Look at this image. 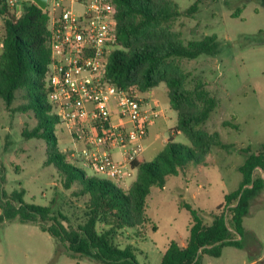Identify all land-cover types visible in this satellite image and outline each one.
Instances as JSON below:
<instances>
[{"label":"trees","instance_id":"obj_1","mask_svg":"<svg viewBox=\"0 0 264 264\" xmlns=\"http://www.w3.org/2000/svg\"><path fill=\"white\" fill-rule=\"evenodd\" d=\"M264 6V0L261 1ZM116 39L122 46L108 56L106 75L119 89L136 87L141 93L165 85L170 107L177 114V124L171 130L183 134L189 146L169 139L156 154L154 161L140 157L131 164L136 176L130 186L122 190L110 181L88 175L67 161V151L60 150L53 125H59L48 100L47 73L51 62L49 50V16L34 4L26 2L17 17L5 5L0 7L3 49L0 54V100L10 108L18 93L24 103L15 108L32 112L37 123L27 139L45 141L48 163L62 175L63 187L74 183L79 188L74 195L86 197L87 220L76 228L64 225L61 213L52 214L47 206L26 202L24 192L4 191L0 196V223L18 219L21 223H36L62 244L72 258H86L97 264H139L135 248L114 244L118 231L144 227L149 221L146 200L151 188L163 189L168 177H176L188 166L202 164L214 148L228 149L232 144L221 140L215 131L208 133L201 126L217 107V101L197 84L194 90L185 88L187 75L175 63L178 59L193 60L201 55L214 56L218 44L215 36L183 44L170 32L173 22L190 10L181 12L169 0H114ZM224 126L236 129L229 122ZM244 160L237 167L242 180L235 191L226 194L219 213L210 214L208 222L203 212L181 203L190 214L188 238L184 247L171 241L159 264H202L203 256L219 258L225 247L245 248L243 219L251 200L264 188V144L255 153L242 150ZM103 223L107 229L97 230ZM156 231V227H152ZM254 242H259L252 238ZM248 256L259 257L248 250Z\"/></svg>","mask_w":264,"mask_h":264},{"label":"rangeland","instance_id":"obj_2","mask_svg":"<svg viewBox=\"0 0 264 264\" xmlns=\"http://www.w3.org/2000/svg\"><path fill=\"white\" fill-rule=\"evenodd\" d=\"M181 12L188 14L176 19L170 32L183 44L215 36L218 44L214 56L201 55L196 59H178L175 63L187 75L185 88L194 90L197 84L217 101L216 109L201 126L208 133L217 131L221 140L232 144L228 149L214 148L207 159L208 166L194 178L186 181V174L168 177L163 190L151 188L146 200L149 221L144 227L118 231L114 244L119 248L132 245L139 264H159L171 241L180 243L188 235L191 221L181 203L203 212L209 222L210 214L223 202V196L238 188L241 174L242 150L251 153L264 144V6L262 0H169ZM22 93L10 108L0 100V196L13 191L24 192L26 202L47 206L52 214L61 213L64 225L76 228L86 222V197H76L79 188L74 183L70 189L63 187L64 179L56 167L48 163V148L41 139H27L24 132L36 126L32 112L15 110L24 103ZM149 105L157 101L165 118L160 117L157 129L150 131V139L143 143L142 155L152 162L161 149L162 137L176 125L177 114L170 107L165 85L147 95ZM155 121V122H156ZM229 122L237 128L224 126ZM59 139L60 150L69 148L70 139L61 124L53 125ZM155 133L162 137L154 140ZM174 142L189 146L186 137L178 133ZM67 161L88 175L110 181L125 190L134 178L119 184L111 176L85 169L80 163ZM237 166V167H236ZM198 173V172H197ZM264 176V175H263ZM183 183V184H182ZM182 184V185H181ZM201 184L202 187L198 188ZM1 212V211H0ZM258 228L261 243H252V253L258 254L264 264V213L246 221L245 227ZM152 227H156L153 231ZM107 229L103 223L97 230ZM146 235V236H145ZM145 237V238H144ZM249 256L239 249L224 248L220 258L204 257L202 264H249ZM0 264H97L86 258L78 260L67 253L48 233L36 223H21L18 219L0 223Z\"/></svg>","mask_w":264,"mask_h":264},{"label":"built area","instance_id":"obj_3","mask_svg":"<svg viewBox=\"0 0 264 264\" xmlns=\"http://www.w3.org/2000/svg\"><path fill=\"white\" fill-rule=\"evenodd\" d=\"M26 2L38 7L32 0H0V7L19 17ZM43 11L50 31L48 100L71 141L69 159L119 184L134 178L131 164L142 154L148 128L162 110L157 101L149 105L138 88L119 89L106 75L108 56L122 49L114 0H47Z\"/></svg>","mask_w":264,"mask_h":264},{"label":"crops","instance_id":"obj_4","mask_svg":"<svg viewBox=\"0 0 264 264\" xmlns=\"http://www.w3.org/2000/svg\"><path fill=\"white\" fill-rule=\"evenodd\" d=\"M155 89V88H154ZM154 89H152V90H154ZM152 90H150V91H148V92H145V93H143V95H144V97L146 98V96L147 95H152ZM166 96H167V94H166ZM169 102V101H168ZM170 105V104H169ZM176 113V112H175ZM162 118H165V114H164V112L162 113V116H161ZM160 118V117H159ZM158 118V119H159ZM158 121V120H157ZM154 122L149 128H148V132H147V135H146V137L144 138V140H143V143L146 141V140H148V139H150V136H151V134H150V131L152 130V129H154V130H158L157 129V124H158V122ZM176 124H177V120H176ZM176 126V125H175ZM174 126V127H175ZM172 129H170L169 131H168V133H167V135H166V137H162V135L160 134V133H155V136H154V140H159L161 137H162V146H161V148L164 146V145H166L167 143H168V141H169V139H172V138H175L176 137V134H178V133H175V132H173V131H171ZM69 146H71V142H70V144H69ZM213 150H212V153L210 154V155H212L213 154ZM158 153V152H157ZM156 153V154H157ZM113 154H114V156H115V158L116 159H118V160H120L121 161V156H120V154H119V152L117 151V150H115L114 152H113ZM210 155L205 159V161L202 163V164H200V165H197V166H188L187 167V169L183 172L184 173V175L186 174V181H184V184H187L188 185V183H189V180L190 179H192V178H194V174L192 175L191 173L193 172V173H195L196 172V174H199V172L200 171H202V169H204V168H206L207 166H208V164H207V159L210 157ZM140 158L144 161V159H143V155L141 154L140 155ZM237 167V166H236ZM198 172V173H197ZM135 176H136V172H135ZM176 177H178V176H176ZM134 179H135V177H134ZM241 180H242V177H241ZM241 182V181H240ZM183 184V183H182ZM181 184V185H182ZM130 186V185H129ZM128 186V187H129ZM189 186V185H188ZM128 187H126V189L128 188ZM202 187V185L201 184H199L198 185V188H201ZM165 188V187H164ZM163 188V189H164ZM162 189V190H163ZM236 190V189H235ZM234 190V191H235ZM230 193V192H229ZM226 194H228V193H226ZM226 194H224V196L226 195ZM224 196H223V198H224ZM222 204V203H221ZM264 213V188L251 200V202H250V206H249V211H248V214H247V216L246 217H244V219H243V227H244V230H245V233H246V235H245V243H244V245H245V248H243V249H239V248H236V247H231V248H235V249H239V250H242V251H244L245 252V255H246V253H247V255H248V250H252V247H251V245H252V243L254 242V240L252 239V238H255L259 243H261V241H262V239H260V237H259V232H258V228L257 227H255V226H253L252 225V227H245V224H246V221L248 220V219H251V218H253V217H260V216H262V214ZM190 223V222H189ZM188 226H189V224H188ZM188 226H187V228H188ZM146 236V235H145ZM145 238V237H144ZM187 238H188V235L185 237V240L184 241H180V243H178L177 242V244L178 245H180V246H182V247H184L185 245H186V241H187ZM169 245V244H168ZM258 245V244H257ZM168 247V246H167ZM167 247H166V249H167ZM225 248H227V247H225ZM166 249H165V251H166ZM223 250H224V248H223ZM223 250H222V254H223ZM164 251V252H165ZM164 254V253H163ZM162 254V255H163ZM222 254H221V256H222ZM220 256V257H221ZM162 257V256H161ZM204 257H206V255L205 256H203V258H202V261H203V259H204ZM210 257V256H209ZM219 257V258H220ZM213 258V257H212ZM160 260H161V258H160ZM250 260V263L249 264H257L258 262H260V261H262V258H260V256L259 257H251V259H249ZM160 262V261H159Z\"/></svg>","mask_w":264,"mask_h":264},{"label":"water","instance_id":"obj_5","mask_svg":"<svg viewBox=\"0 0 264 264\" xmlns=\"http://www.w3.org/2000/svg\"><path fill=\"white\" fill-rule=\"evenodd\" d=\"M20 1H23V0H20ZM32 1L35 2L41 10H45L47 0H32Z\"/></svg>","mask_w":264,"mask_h":264}]
</instances>
